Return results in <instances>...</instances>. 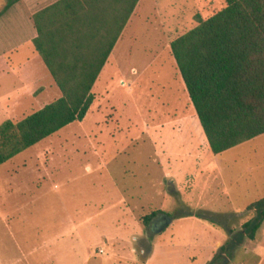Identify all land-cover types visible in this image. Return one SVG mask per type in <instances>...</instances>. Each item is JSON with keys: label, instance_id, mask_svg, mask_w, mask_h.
<instances>
[{"label": "rangeland", "instance_id": "obj_1", "mask_svg": "<svg viewBox=\"0 0 264 264\" xmlns=\"http://www.w3.org/2000/svg\"><path fill=\"white\" fill-rule=\"evenodd\" d=\"M5 5L0 0V11ZM226 5L225 0H141L94 86L96 100L86 118L14 159L28 165L21 175L26 183L10 205L0 198V264H171L170 252L154 258L146 242L173 238L172 231L159 233V227L145 224L153 210L160 218L161 209L176 220L174 233L181 239L224 241L211 264H264V223L255 239L245 227L255 216L248 217V206L264 190V135L223 154L230 166L223 178L217 172L192 184L188 194L165 197L148 130L170 113L188 111L171 42L196 26L198 14L208 19ZM22 54L33 59L28 49ZM7 102L0 97V123L10 115L2 109ZM187 216L198 220L193 231L191 219L180 221ZM204 223L215 229L203 230Z\"/></svg>", "mask_w": 264, "mask_h": 264}, {"label": "trees", "instance_id": "obj_2", "mask_svg": "<svg viewBox=\"0 0 264 264\" xmlns=\"http://www.w3.org/2000/svg\"><path fill=\"white\" fill-rule=\"evenodd\" d=\"M20 0H8L0 19ZM226 7L171 42L172 54L215 155L264 135V0ZM141 0H59L34 15L36 50L62 97L0 125V166L82 122L110 55ZM250 238L264 223V200L250 206ZM157 215L146 216L148 226ZM223 249H225L223 247Z\"/></svg>", "mask_w": 264, "mask_h": 264}, {"label": "crops", "instance_id": "obj_3", "mask_svg": "<svg viewBox=\"0 0 264 264\" xmlns=\"http://www.w3.org/2000/svg\"><path fill=\"white\" fill-rule=\"evenodd\" d=\"M46 1L49 0H20L0 19V97L8 101L7 107H2V109L10 114L3 116L0 125L9 119L19 121L21 119L17 116L18 113H33L62 97L60 88L34 44V39L38 36L34 25V15L59 0L44 5ZM7 2L8 0H5V4ZM7 21H9V26L1 30V25L4 27ZM124 32L115 48L123 39ZM26 48L33 57L32 60L28 61L23 57L22 52L26 53ZM115 48L103 71L109 65ZM30 62L31 64H29ZM11 75L13 78H8ZM184 92L189 95L187 86L184 88ZM188 99V111L170 113L169 119L164 123L158 124L152 130L148 129L152 133L154 143V163H156L159 172L164 175L163 181L158 179V184L159 187L165 188V197L169 194H188L193 189L192 184L202 178L208 181L212 174L217 172L223 178L230 167L222 159L223 154L227 151L220 155L213 153L196 109H193L190 95ZM91 109L92 107L89 112ZM14 159L0 166V198H7L8 204H3L6 202L2 200L5 207L10 205V198L15 192L25 189L24 183L26 182L21 175L24 172L23 168L26 169L28 165ZM261 196L260 200L253 204L264 200V190ZM132 197L134 198V195ZM253 204L248 206V217L254 214L255 216L247 222L257 216L258 211L256 209L249 210ZM130 207L131 204L127 200H123V208L129 209ZM160 211L162 216L158 219L154 217L148 226L151 225L154 229L159 227L161 229L159 233L172 231L174 238L177 235L174 233L176 220L171 217L169 212L163 209ZM237 212L243 213L240 207ZM190 219L193 221L190 225V231H193L196 221H198L195 217L187 216L180 221L184 222ZM163 222L166 223L161 226ZM202 229L206 231L215 228L204 223ZM227 230H232L234 233L235 229L228 228ZM173 238L170 240L161 239L159 242H154L150 238L146 239V242L152 245L154 258H160L162 252L168 251L173 256L171 264H193L195 261L198 262L202 255L201 264H211L217 255L216 252L224 247V241L217 239V237L213 240H197L196 242L191 238L189 240L181 239L179 235Z\"/></svg>", "mask_w": 264, "mask_h": 264}]
</instances>
